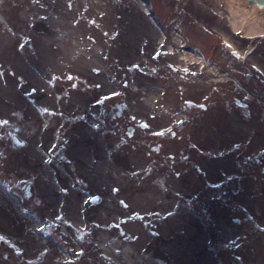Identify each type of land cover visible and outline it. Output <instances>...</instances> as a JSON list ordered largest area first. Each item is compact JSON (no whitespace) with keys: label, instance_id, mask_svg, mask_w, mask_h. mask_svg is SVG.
I'll list each match as a JSON object with an SVG mask.
<instances>
[{"label":"rangeland","instance_id":"obj_1","mask_svg":"<svg viewBox=\"0 0 264 264\" xmlns=\"http://www.w3.org/2000/svg\"><path fill=\"white\" fill-rule=\"evenodd\" d=\"M230 2L0 0V264H264V35Z\"/></svg>","mask_w":264,"mask_h":264},{"label":"bare ground","instance_id":"obj_2","mask_svg":"<svg viewBox=\"0 0 264 264\" xmlns=\"http://www.w3.org/2000/svg\"><path fill=\"white\" fill-rule=\"evenodd\" d=\"M247 4L248 7L243 8L240 5V2L235 0H231L229 3V21L232 25V28L235 30V32H243L246 37L264 35V0H261V2L256 0H248ZM228 46L231 49L234 48L231 43H228ZM234 53L239 54V51L234 50ZM151 201L154 200L149 199V202ZM118 244L119 241L113 245L117 246ZM120 256L122 259L121 261H126L125 264H135L133 262L136 260V257L134 252H132L131 247L125 248L121 252ZM114 261L115 263L119 264L117 260Z\"/></svg>","mask_w":264,"mask_h":264},{"label":"water","instance_id":"obj_3","mask_svg":"<svg viewBox=\"0 0 264 264\" xmlns=\"http://www.w3.org/2000/svg\"><path fill=\"white\" fill-rule=\"evenodd\" d=\"M254 1H255V0H254ZM256 1L261 2V0H256ZM16 140H17V139H16ZM22 143H23V142H21V143L16 142V145L19 146V145H22ZM30 195H31V194H28L27 196H30Z\"/></svg>","mask_w":264,"mask_h":264}]
</instances>
